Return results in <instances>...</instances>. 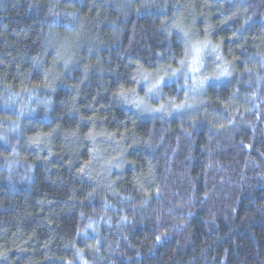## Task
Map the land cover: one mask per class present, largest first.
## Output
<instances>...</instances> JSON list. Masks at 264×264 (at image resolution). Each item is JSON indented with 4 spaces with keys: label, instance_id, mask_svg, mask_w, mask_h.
<instances>
[{
    "label": "clouds",
    "instance_id": "9594fccd",
    "mask_svg": "<svg viewBox=\"0 0 264 264\" xmlns=\"http://www.w3.org/2000/svg\"><path fill=\"white\" fill-rule=\"evenodd\" d=\"M0 239L264 264V0H0Z\"/></svg>",
    "mask_w": 264,
    "mask_h": 264
},
{
    "label": "trees",
    "instance_id": "16d2710c",
    "mask_svg": "<svg viewBox=\"0 0 264 264\" xmlns=\"http://www.w3.org/2000/svg\"><path fill=\"white\" fill-rule=\"evenodd\" d=\"M219 14H217V16H218ZM223 35H229L228 33H222ZM45 191H47V189H45ZM53 203L55 204L56 203V201L54 200L53 201ZM41 215H44V213L42 212L41 213ZM31 226V222L29 223V227ZM8 228H9V230L10 231H14L15 229H13L12 228V226H11V224H8ZM28 230V228H25V231H27ZM0 242H3V240L2 239H0ZM13 255H15V250H13ZM45 264H46V262H45Z\"/></svg>",
    "mask_w": 264,
    "mask_h": 264
}]
</instances>
